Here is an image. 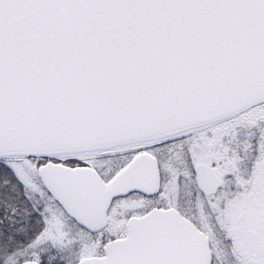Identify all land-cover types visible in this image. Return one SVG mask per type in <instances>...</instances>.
<instances>
[{"label": "snow or ice", "instance_id": "snow-or-ice-1", "mask_svg": "<svg viewBox=\"0 0 264 264\" xmlns=\"http://www.w3.org/2000/svg\"><path fill=\"white\" fill-rule=\"evenodd\" d=\"M0 264H264V0H0Z\"/></svg>", "mask_w": 264, "mask_h": 264}]
</instances>
